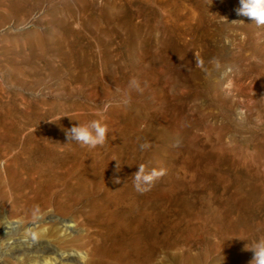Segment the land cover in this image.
I'll use <instances>...</instances> for the list:
<instances>
[{
  "label": "rangeland",
  "instance_id": "1",
  "mask_svg": "<svg viewBox=\"0 0 264 264\" xmlns=\"http://www.w3.org/2000/svg\"><path fill=\"white\" fill-rule=\"evenodd\" d=\"M200 1L208 4V0ZM195 2L0 0V144L5 139L24 136L61 145L75 154L88 147L68 141L66 130L99 119L109 130L102 161L111 160L117 151L127 153L134 144V173L141 164L146 172L155 169L163 173L146 185L145 191L134 187V202L130 195L124 202L116 201L115 206L110 203L116 194L113 178L105 172L91 176L85 194L88 201L98 205L95 203L97 207L93 209L84 207V218L78 216V207L70 212L56 208L58 199L50 202L57 198L52 197V191L59 186L51 185L55 184L49 180L52 175L46 184L41 180L42 174L33 177L43 181L41 188L51 196L47 199L38 193L43 201L40 197L34 200L33 194L20 198L22 188L17 186L29 178H13L16 190L5 189L1 175L14 173L16 168L12 158L4 161L0 153V264H249L253 253L245 251V245L264 235V119L260 122L258 114L250 116L246 100L228 91L218 75L220 70L236 65L238 69L234 67L232 77L243 78L246 71L238 55L247 54L246 50L255 55L253 63L264 66V43L247 38L244 49H230L226 34L233 38L239 35L231 32V24L218 16L213 21L217 38L205 39L204 51L209 56L197 58L176 32L184 26ZM230 5L235 8L237 4ZM116 12L134 14L133 22L115 19L116 15L119 17ZM202 12L210 17L208 11ZM138 15H142L146 25L148 22L147 26L142 24L144 28L161 26L162 32L166 22L169 30L172 27L176 33L169 50L168 73L162 71V63L160 66L156 62L158 71L163 73L156 71L155 81L150 69L158 67L151 62L149 71L143 69L147 80H137L141 78L139 56L145 48L150 49L137 42L133 23ZM234 26L240 31L245 24ZM256 27L258 33L263 29ZM79 38L88 42L79 45ZM119 39L125 43L115 48ZM167 83L186 85L181 100L165 98ZM153 89L164 96L160 102L152 101ZM260 95L256 106L264 117ZM238 101L246 110L243 118H238L234 110ZM106 104L109 107L105 112ZM52 151L48 145L38 146L26 151L25 159L48 168L53 166L61 178L68 176L74 170L69 167L74 160L53 157ZM236 175L240 182L256 184L242 205H236L231 200L236 194L223 191L220 183V179H227L235 184ZM122 192L127 193L117 191L112 200ZM98 208L103 217L97 213ZM241 224L242 230L250 228L251 232L242 240L219 234ZM69 225L73 229L65 227ZM157 225L160 229H153ZM148 232L155 234L153 240L148 238ZM95 242H101L99 247Z\"/></svg>",
  "mask_w": 264,
  "mask_h": 264
},
{
  "label": "bare ground",
  "instance_id": "2",
  "mask_svg": "<svg viewBox=\"0 0 264 264\" xmlns=\"http://www.w3.org/2000/svg\"><path fill=\"white\" fill-rule=\"evenodd\" d=\"M232 2L234 4H237L235 8H233L230 5ZM167 5H169V4H167ZM238 7H239V0H237V1H234V0H208V4H206L205 2H202L200 0H196L195 5H193V7H191V9H190V12H188V16L186 17L184 26L180 25V26H182V29H180L179 31H177L178 30L177 29L176 32H178L177 34L182 36L183 39H185L184 41H185L186 47L188 48V51H191L194 56H196L197 58H200V59H207V57L209 56V53L206 50L204 51V48L206 46L205 45V39H216L218 36L214 32L216 27L213 25V21L216 20L218 16L222 19H225V21H227V23L231 24V27L234 29V31H231V32L239 35V38L238 37L233 38L230 35L226 34L225 42H226L227 46H229L230 49L232 47H235V46H237L240 50L244 49L243 48V42H245L247 40V38H252L255 42H258V43H264V27H263L262 31H260V33H258L257 27H256L257 25H255L254 22L250 21L246 17H242V16L237 15L235 9H237ZM204 10L208 11V13L210 14V17H206L204 15V12H202ZM121 11H123V10H121ZM121 13H123V12H121ZM138 13H139V11H138ZM166 14H167V11H166ZM116 17L118 19L127 20L128 22H131V23L134 20V14L127 16L124 13V14H120L119 17L116 15L115 19H116ZM166 17H167V15H166ZM118 19H117V21H118ZM136 19H137V21H136L137 24L133 23L134 24L133 26H135L134 30L136 29V31H137L135 33H136V37H137L136 39H138V41L137 40L136 41L139 42L144 47H146V44H147V46H149V48H150L149 50L147 49L148 51L145 48V52H143V54H141V56H139L140 58L136 57L137 59L139 58L138 59L139 61H137L135 59L139 64V66H138V64L136 66H138V68H140V70H141V71L139 70L140 74H141V76H140L141 78L138 77L137 80H139V79H141V80L146 79L147 80V76L144 72L145 70H143V69H148V71H149L150 68H147L150 66V65L148 66V62L149 63L151 62L153 65H157L156 62H158L159 65L162 63L163 68H164V69H162V71H164V72L167 71V65L170 61L169 57H171L169 54V50L171 47V43H173V37L176 36L175 35L176 33L174 32V30H172V27H170L172 32L169 30V27L166 25L167 24L166 22H164L163 26L165 28H163V30L161 32V29H160L161 26L160 25H159L160 27L153 25V26H149V27L144 28L145 26L148 25V22H147V25L145 23L146 20L143 22L142 15H138V17H136ZM234 20H243V21H237V22L233 23L232 21H234ZM159 21H160V19H159ZM164 21H165V19H164ZM169 22H168V25H169ZM236 23H242V24H245V26H244V28L239 29L240 31H238L237 27L234 26V24H236ZM135 24L137 25V28H136ZM142 24H144L145 26L143 27ZM170 25H171V23H170ZM96 28L98 29V27H96ZM119 28H117V29H119ZM106 29H107V27H106ZM168 30L170 31L171 34L169 33ZM97 31H99V29ZM122 31H123V29H122ZM105 32L104 33L102 32L104 34V37H105L106 33H108L109 31L106 33ZM110 32H112V31H110ZM97 33L99 35L100 32H97ZM119 33H121V32H119ZM112 36H113V34H112ZM101 37L103 38V36H101ZM108 39H112V38L111 37L109 38V36H108ZM104 40H106V39H104ZM134 40H135V38H134ZM98 41H100V40H98ZM76 42L79 43V45H84V43L88 42V40H86L84 38H79V39H77ZM124 43H125L124 40L119 39V40H116V44H114L113 46L119 47V46H122ZM186 47H185V49H186ZM115 48H117V47H115ZM229 48H228V50H229ZM246 51H247L246 52L247 54L240 52L238 55V61L244 62L243 63L244 65H242V67H243L244 71H246V75L243 76V78H240V79L236 78L235 79V78H233L234 76L231 75V74L235 73L236 69H238V67L237 68L235 67L236 65L230 66V68H231L230 70H227V68L220 70L218 77L221 80V82H224L223 84L225 85V87L228 88L227 89L228 91H231L234 95H237L238 97L246 100L248 111L251 114L250 116H252L253 114H258V116H260L259 121L263 122L264 117L261 116V113L257 110L256 105L261 101L260 100L261 99L260 94H262V99L264 101V66L253 63L252 60L254 59L255 55L253 53L249 52L248 50H246ZM177 55H178V57L180 56V54H177ZM117 59L119 60V58H117ZM235 60L236 59H234V61ZM121 62H123V61H121ZM241 62H240V64H242ZM159 65H157L155 67L157 68ZM159 67L156 70L150 69V74L153 77V78L151 77L152 80L155 78L153 75L156 74V71H158ZM234 67L236 69H234ZM136 72H137V70H136ZM160 72H161V70H160ZM146 73L148 75L149 72H146ZM161 73H163V72H161ZM166 73H168V72H166ZM137 74H139V73H137ZM150 76H148V79L150 78ZM154 81H155V79H154ZM142 83H145V82H142ZM171 83H172V81H171ZM178 85L179 86L177 87L176 85H169L167 83L166 90L169 93L167 92L166 94H163L166 99H169L171 101L174 100L176 102H178L179 100L182 99L181 97L184 93V90H186V85H184L183 83L178 84ZM156 86H157V84H156ZM155 89H158V88L156 87ZM155 89H153L152 92H154ZM163 90L165 91V87H163ZM156 91H158V90H156ZM156 91L154 93L155 99L152 101L153 102H160L164 96H160L161 94L160 95L156 94L157 93ZM234 110H235L238 118H243L246 116L245 115L246 110H244L243 104L241 101H238L235 104ZM224 119L225 118H221V121H223ZM226 140L229 143H231V141H229V137H226ZM47 145L50 146V148L53 150L52 151L53 157H55V155H56V157L59 156L60 159L62 157L64 159L63 161H68L70 159L74 160V163L69 165V167L71 169L74 168V170L72 172H68L69 173L68 176L61 178L59 175L60 172L58 173L57 169H55L53 166L48 168V166H46V165H42V164H39V163H36L33 161H26V159H25V152L26 151H28L32 148H37L38 146H40V148H42L43 146L46 147ZM64 148H66V147H64ZM64 148L61 145H52L48 141L47 142H44L41 140L36 141V140L25 138L24 136H18L15 139H12L10 141L5 139L0 144V153L3 156V157L2 156L1 157L4 159V161L5 160L7 161L9 158H12L11 160H12V162L16 168L14 173L8 172V173H6V176L1 175V178L5 179V182L3 181L5 183L4 184L5 189L10 188L9 190H11V191L16 190V186H14V184H16V181L13 183V180H14L13 178H16V177L29 178V179H27L26 182H24L23 184L20 183L21 185L19 184L20 186H17V189L22 188L21 193L19 195L20 198L22 199V197L23 198L28 197V196L30 197L31 194L35 195V193H37L36 195H38V193H39V195H42L44 198L48 199L51 196L48 197L47 192L43 190L44 188L43 189L41 188L43 186V181L42 182L36 181L33 177L36 175L42 174V176L45 179L43 178L41 180H44V184H46L45 181L47 180V178L50 175H52V178L49 180H52L51 182L55 181V184L52 183L51 185L56 187V185H58V183H59V186L57 187L56 190L52 191V197H54L56 195L55 197H57V198L54 201H50V202H55L58 199L57 202H55V203H57L55 205V206H57L56 208H58L60 210L67 209L70 212L73 209H74L73 211L75 212L76 211L75 208L78 207V208H80L78 210V216L85 218L86 213H85V210H83V208L85 207V208L93 209L95 207L94 204L96 203L95 202L92 204L93 201H90V200L88 201L89 196L86 197V194H85V192L87 190V185L89 183L88 182L89 178L91 176L95 177L94 175H96L100 172H102V173L105 172L107 175H110L109 178L110 177L113 178V181H112V183L114 184L113 185V187H114L113 191L116 192V194L112 197L115 198V196L118 194L117 191L119 192L121 190H126V192H127L126 194H124L122 192L123 194L121 193V195H118V197H116L115 201L112 200V197L111 198L109 197L111 200V202H110L111 205L115 206L117 203H119V201H121V200L123 201V199H126V197L130 196V195H132L131 198L133 199V202H134V176H133V173H134V144L128 148L127 153L124 151H122V152L117 151L115 157H113L111 160H104V161H102V148H103V146L102 147L98 146L95 149L84 148V150L82 152H77L75 154L71 153V152L68 153L67 149L65 151ZM114 149L118 150L117 147ZM69 151H70V149H69ZM113 153L115 154V152H113ZM36 177H38V176H36ZM116 179H119L120 183H116L115 182ZM93 180H95V179H93ZM235 181H236V183L232 184L227 179H220V183L222 185L223 191L230 190V192L232 194H236L235 196H233L231 198V200L236 205H242L246 201L249 200V196L246 194L248 191L255 190L256 184L251 182V181L240 182V176L239 175L235 176ZM48 183H50V182L48 181ZM48 183L46 186H48V185L50 186V184H48ZM110 185H109V188H112ZM13 187H14V189H13ZM49 188H52V187L50 186ZM109 188H108V190H109ZM47 190H49V189H47ZM4 191H6V193H8L7 192L8 190H4ZM50 191L51 190H49V192ZM16 192L18 194L19 191H16ZM114 192H111V194ZM11 194L15 196V194H13V193H11ZM33 195L31 197H34V200H36L37 197H40V198H38L39 200L41 198H43L39 195L38 196H36V195L33 196ZM49 195H51V194H49ZM15 197H17V196H15ZM14 199L16 200L17 198H14ZM14 199H13V201H14ZM47 199H45V200H47ZM106 199H107V197H106ZM18 200H19V198H18ZM116 201H117V203H116ZM16 202H18V201H16ZM21 202H18V203L21 204ZM25 202H26V200L24 201V203ZM30 202L28 201V203H30ZM48 202H49V200H48ZM133 202L131 203L129 201V203L131 205L134 204ZM108 203H109V201L107 202V205H109V207H110V203L109 204ZM14 204H15V202H14ZM25 205H27V204H25ZM103 207L105 208V206H103ZM132 207H134V206H132ZM110 208H108V210ZM98 209H100V208H98ZM103 211L104 210H102V213H103ZM100 212H101V209L97 213L99 214ZM104 212H106V211H104ZM97 213H96V215H97ZM113 213H117V212L114 211ZM92 214L95 215V211L92 212ZM227 214L231 215V213L228 210H227ZM99 215H100V217H103L101 215V213ZM117 215H118V213H117ZM117 215H115V216H117ZM110 217L114 218L113 216H110ZM100 221L101 220L98 219V222H100ZM105 224H106V222H105ZM103 225H104V223H103ZM242 226H243L242 224L241 225H235L231 228V230L228 233H226V229H225V230H221V233H219V234L222 237L226 236V237L237 238V239L242 240L243 238L247 237L249 235V233H251L250 228L242 230L241 229ZM65 227L67 229H69V228L73 229L72 225L65 226ZM159 227H160V225H157V226H154L153 229H160ZM166 227H169V226H166ZM102 228H104V227H102ZM107 233L108 232H106V234ZM154 235L155 234H153L151 232L147 233V236L150 240L154 239ZM163 235L165 236V234H163ZM102 236L103 235H101L99 237L101 238ZM91 237L94 238L93 235ZM100 238L97 237V239H100ZM104 239H105V237H104ZM101 242H95L96 246L99 247L98 244Z\"/></svg>",
  "mask_w": 264,
  "mask_h": 264
},
{
  "label": "clouds",
  "instance_id": "3",
  "mask_svg": "<svg viewBox=\"0 0 264 264\" xmlns=\"http://www.w3.org/2000/svg\"><path fill=\"white\" fill-rule=\"evenodd\" d=\"M238 16L246 17L254 22L258 27H264V0H239V7L235 9ZM226 18V17H225ZM243 20H234L233 23ZM109 105H104L103 111H107ZM107 124L99 119L91 120L84 124L72 126L66 130L68 141H75L82 147L95 149L98 146H103L107 140L108 134ZM162 172H157L153 169L151 172H146L144 165H139L138 170L133 173L134 187L137 191H145L146 185H150L157 179ZM120 183L119 179L115 180ZM245 251H251L253 257L249 264H264V235H261L249 245H245Z\"/></svg>",
  "mask_w": 264,
  "mask_h": 264
}]
</instances>
